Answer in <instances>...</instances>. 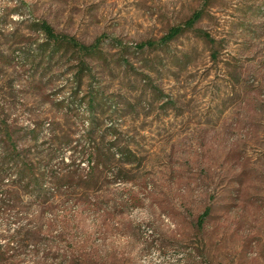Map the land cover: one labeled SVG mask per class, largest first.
Here are the masks:
<instances>
[{
	"label": "rangeland",
	"instance_id": "374dc122",
	"mask_svg": "<svg viewBox=\"0 0 264 264\" xmlns=\"http://www.w3.org/2000/svg\"><path fill=\"white\" fill-rule=\"evenodd\" d=\"M5 131L56 178L0 180V264H264V0H0Z\"/></svg>",
	"mask_w": 264,
	"mask_h": 264
},
{
	"label": "trees",
	"instance_id": "16d2710c",
	"mask_svg": "<svg viewBox=\"0 0 264 264\" xmlns=\"http://www.w3.org/2000/svg\"><path fill=\"white\" fill-rule=\"evenodd\" d=\"M202 16V11L194 12L182 25H178L169 29V31L156 43L146 41L137 45V48L143 49L144 47H162L168 42L175 39L177 36L184 33L186 30H191L194 25L199 21ZM36 30L40 32L45 39V50L48 52V56L52 58L59 53L70 52L72 60L77 61L80 64V72L85 67V61L87 58L95 57L100 52V47L104 41L103 37L96 38L91 44H84L78 41L73 36L58 33L45 21L34 22ZM201 36L204 39H209L206 33L200 31ZM4 148L3 155L0 157V180L6 181V186H13L16 181L23 182L27 188L30 187L34 192L43 191V183L40 181V177L37 175L38 171L42 170L41 177L47 179V183L54 184L53 179L56 178V173L49 169V163H43L37 165L31 158H27L18 148L17 142L13 139L12 134L8 131L3 133ZM129 153L120 156H127V160L130 159ZM74 171H69V174H73ZM1 186V185H0ZM51 187H48L47 191H51ZM207 211L202 213L198 217V224L201 225L204 222ZM15 234H12V238Z\"/></svg>",
	"mask_w": 264,
	"mask_h": 264
}]
</instances>
